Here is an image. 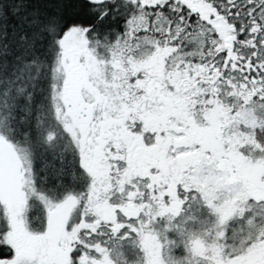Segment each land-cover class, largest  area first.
<instances>
[{
  "label": "trees",
  "instance_id": "obj_1",
  "mask_svg": "<svg viewBox=\"0 0 264 264\" xmlns=\"http://www.w3.org/2000/svg\"><path fill=\"white\" fill-rule=\"evenodd\" d=\"M72 28L84 31L92 59L103 65L125 62L124 71L127 62H142L164 50L165 70L183 78L182 87L191 99L195 95L196 102L212 101L231 113L251 110V125L239 115L227 132L235 140L240 134L251 135L253 142H241L236 150L252 160L264 159V0H0V139L16 150L30 173L32 194L24 211L28 233L43 234L49 204L70 197L78 205L65 227L75 237L68 264L98 262L102 249L108 264H149L141 239L146 232L158 241L162 264H211L193 251L199 240L228 262L264 242V201L244 195L234 201L236 196L210 182L190 184L186 190L178 187L175 216H160L155 207L139 211L163 194L152 159L160 156L154 148L158 131L155 135L136 130V137L123 145H103L99 157L108 172L103 177L107 193L105 206L93 211L85 201L93 179L82 165L77 140L68 132L62 93L61 40ZM141 93L124 101L133 116L147 111ZM163 108L161 104L149 110L157 114ZM116 146L123 148L117 158L109 154ZM122 178L130 183H121ZM231 200L236 208L221 222L220 211ZM132 204L136 212L129 213ZM8 231L0 202V262L13 259V249L5 242Z\"/></svg>",
  "mask_w": 264,
  "mask_h": 264
},
{
  "label": "rangeland",
  "instance_id": "obj_2",
  "mask_svg": "<svg viewBox=\"0 0 264 264\" xmlns=\"http://www.w3.org/2000/svg\"><path fill=\"white\" fill-rule=\"evenodd\" d=\"M139 1L154 4L160 0ZM83 34L84 31L72 28L62 37L61 61L65 71L62 93L65 113L70 119L68 132L77 140L83 158L82 165L93 179L85 200L88 205L94 206L93 211L98 212L105 206L103 196L107 193L108 182L103 177L108 172H104L105 167L99 157L103 145L109 143L113 146L115 142L123 145V141L135 136L132 133L136 130L145 134L158 131L154 148L160 156L153 155L152 159L158 170L156 175L161 180L158 189L163 193L160 199L154 196L153 205L145 209L138 208L139 211H151L155 207L156 214L160 216H175L180 207L176 189L181 187L186 190L190 184L196 186L199 183L203 186L207 182L218 189L220 187L228 195L236 196L234 201L241 198L240 195L264 201V159L252 160L236 150L241 142V145L253 142L251 135L240 134L237 141L227 132L239 115L241 120L245 119L251 125V110L242 114L240 111L231 113L230 108L222 109L212 101L196 102L195 95L191 99L184 90L186 88L182 87L183 78L174 71L169 74L165 70L166 52L162 49L156 50L145 61L127 62L126 71L122 69L125 62L115 60L113 65L100 64L85 49ZM107 68L111 71L108 72ZM128 77H134L131 84H126ZM138 92H142L140 100H144L143 103L147 100L149 112L141 110L139 115L133 116L127 112L124 101L133 100V95ZM161 104L164 108L160 113L154 114L149 110L153 107L160 109ZM135 143H138V138ZM115 149V153H108L117 158L119 149L123 148L116 146ZM158 163L162 165L161 168L157 167ZM29 179L30 173L25 162L16 150L0 139V202L8 218L9 231L5 235V242L13 249V259L1 261L0 264H68L71 243L75 237L68 235L65 227L78 201L69 197L56 202L55 206L50 203L45 231L41 235H30L24 225L26 201L32 194L28 193L31 188ZM121 183L130 182L122 178ZM209 195L218 196L212 192ZM100 199L103 203L98 204ZM40 200L44 201L43 198ZM233 200L221 209V222L231 218L236 208L231 203ZM94 203L98 206L95 207ZM128 208L129 213L136 212L133 204ZM141 239L148 263L162 264L156 238L146 232ZM193 251L199 257H206L211 264H264V242L250 247L233 262L223 260L214 248L208 252L200 240L193 244ZM99 253L101 259L91 264H108V256L103 249Z\"/></svg>",
  "mask_w": 264,
  "mask_h": 264
}]
</instances>
